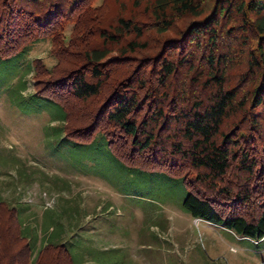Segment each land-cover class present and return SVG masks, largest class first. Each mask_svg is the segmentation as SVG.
Instances as JSON below:
<instances>
[{
  "label": "trees",
  "instance_id": "obj_1",
  "mask_svg": "<svg viewBox=\"0 0 264 264\" xmlns=\"http://www.w3.org/2000/svg\"><path fill=\"white\" fill-rule=\"evenodd\" d=\"M92 1L5 0L0 62L27 48L13 53L15 42L19 48L56 40L63 24L74 22L77 35L60 51L52 84L76 101H97V108L72 141L102 135L115 157L136 169L128 155L161 166L186 161L195 173L194 190L185 186L187 213L238 236L264 238V199L251 202L264 194V0ZM108 2L114 14L105 20L100 9ZM85 35L98 39L84 42ZM24 230L16 209L0 203V264L32 263L38 235ZM55 231L48 228L52 240L34 264H75L61 241L66 230Z\"/></svg>",
  "mask_w": 264,
  "mask_h": 264
},
{
  "label": "rangeland",
  "instance_id": "obj_2",
  "mask_svg": "<svg viewBox=\"0 0 264 264\" xmlns=\"http://www.w3.org/2000/svg\"><path fill=\"white\" fill-rule=\"evenodd\" d=\"M106 4L100 9L105 20L114 14L113 4ZM75 28L67 22L56 40L26 41L19 48L15 42L13 53L27 48L0 62V203L16 209L22 229L25 224L37 230L31 264L45 240H52L51 225L55 232L66 230L61 241L75 264H264V238L238 236L184 210L195 175L186 161L161 166L128 155L136 169L115 157L102 135L91 143L72 141L97 108V101H76L52 84L60 51L70 49ZM91 38L83 41L98 39ZM49 96L68 113L66 122ZM162 168L176 178L157 173ZM254 195L251 202L259 205L264 194ZM252 204L245 207L247 215Z\"/></svg>",
  "mask_w": 264,
  "mask_h": 264
},
{
  "label": "crops",
  "instance_id": "obj_3",
  "mask_svg": "<svg viewBox=\"0 0 264 264\" xmlns=\"http://www.w3.org/2000/svg\"><path fill=\"white\" fill-rule=\"evenodd\" d=\"M27 213V212H26ZM24 229H25V233L27 234L28 237H30L31 235H36L37 236V230H34V228H30L28 229L27 228V225L24 224ZM53 228H51V231H52ZM64 235H66V231L64 233Z\"/></svg>",
  "mask_w": 264,
  "mask_h": 264
},
{
  "label": "built area",
  "instance_id": "obj_4",
  "mask_svg": "<svg viewBox=\"0 0 264 264\" xmlns=\"http://www.w3.org/2000/svg\"><path fill=\"white\" fill-rule=\"evenodd\" d=\"M44 194V193H43ZM43 196H46V194H44ZM49 204V203H48Z\"/></svg>",
  "mask_w": 264,
  "mask_h": 264
}]
</instances>
